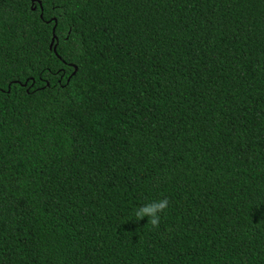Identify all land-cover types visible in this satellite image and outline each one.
<instances>
[{
    "label": "trees",
    "instance_id": "obj_1",
    "mask_svg": "<svg viewBox=\"0 0 264 264\" xmlns=\"http://www.w3.org/2000/svg\"><path fill=\"white\" fill-rule=\"evenodd\" d=\"M0 264H264V0H0Z\"/></svg>",
    "mask_w": 264,
    "mask_h": 264
},
{
    "label": "clouds",
    "instance_id": "obj_2",
    "mask_svg": "<svg viewBox=\"0 0 264 264\" xmlns=\"http://www.w3.org/2000/svg\"><path fill=\"white\" fill-rule=\"evenodd\" d=\"M169 203L167 198H163L143 204L134 211V219L140 221L147 217V224L153 228H158L161 222V213L166 211Z\"/></svg>",
    "mask_w": 264,
    "mask_h": 264
},
{
    "label": "water",
    "instance_id": "obj_3",
    "mask_svg": "<svg viewBox=\"0 0 264 264\" xmlns=\"http://www.w3.org/2000/svg\"><path fill=\"white\" fill-rule=\"evenodd\" d=\"M32 2H35V0H31ZM39 4H40V2H39ZM35 7H33V9H34ZM54 21H55V24H54V26H53V28H52V37H51V41H50V45H49V47L50 48H52L53 49V51L56 53V45L54 44V40H55V38H56V36H55V34H54V29H55V26H56V19L55 18H52ZM51 19V20H52ZM76 69V68H75ZM74 73V72H73Z\"/></svg>",
    "mask_w": 264,
    "mask_h": 264
}]
</instances>
